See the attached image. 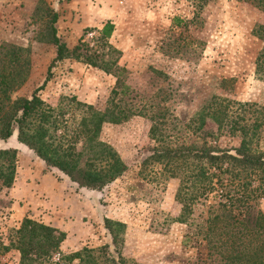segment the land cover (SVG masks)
I'll return each instance as SVG.
<instances>
[{
	"label": "rangeland",
	"instance_id": "374dc122",
	"mask_svg": "<svg viewBox=\"0 0 264 264\" xmlns=\"http://www.w3.org/2000/svg\"><path fill=\"white\" fill-rule=\"evenodd\" d=\"M48 7L58 13L57 35L68 48L89 29L84 40L90 51L127 69L128 100L140 113L103 127L101 140L127 168L101 191L79 188L47 168L15 135L0 142V148L17 150L11 186L0 188V264H19V252L3 246L24 218L64 231L61 251L70 254L111 242L105 217L125 224L123 254L137 264H207L206 250L193 240L185 247L183 239L208 215L214 200L194 207L188 222L193 226L172 221L181 207L175 200L180 175L171 173L173 166L142 161L153 146L199 145L197 116L213 95L255 104L245 117L261 125L248 143L264 150V81L254 72L262 43L252 34L264 14L235 0H0V73L14 79L7 92L11 99L30 96L55 57L56 47L47 39ZM107 20L114 24L107 40L110 53L97 39ZM222 79L231 82L221 87ZM115 83L103 70L68 58L53 68L40 96L52 106L67 105L75 96L104 109ZM210 121L208 128L215 130ZM66 135L70 138L71 131ZM208 140L220 147L241 143L229 134ZM257 203L264 213V196Z\"/></svg>",
	"mask_w": 264,
	"mask_h": 264
},
{
	"label": "trees",
	"instance_id": "16d2710c",
	"mask_svg": "<svg viewBox=\"0 0 264 264\" xmlns=\"http://www.w3.org/2000/svg\"><path fill=\"white\" fill-rule=\"evenodd\" d=\"M235 1L249 3L264 14V0ZM46 16L47 39L56 51L41 85L28 97L11 99L7 92L14 79L0 73V142L6 143L15 135L47 168L57 170L79 188L101 191L127 168L112 146L101 140L103 127L123 123L140 113L128 100L132 91L124 81L128 71L115 59H106L104 53L90 51L84 40L89 29L74 47L68 48L57 35L58 13L48 7ZM113 30L114 24L107 20L97 31V39L101 46L107 47L108 53L114 51L107 42ZM252 34L262 43L254 72L264 81V22L256 23ZM68 58L97 67L116 78L109 104L104 109L81 102L75 96L66 99L67 105L59 106H52L41 98L40 92L52 78L53 68ZM229 81L222 79L219 86ZM253 106L254 103L213 95L197 116V130L202 140L199 145L153 146L142 161L143 164L161 162L173 166L171 173L178 171L180 181L175 200L181 207L172 221L191 227L193 223L188 222L194 207L202 205L209 197L214 200V204L209 205L208 215L183 239L185 247L193 240L196 246L206 250L207 264H264V213L257 203L264 196V150H257L248 143L261 124L257 120L248 123L245 117ZM207 120H211L215 130L208 128ZM157 127L152 126V136ZM68 131L72 133L70 138L66 135ZM223 134L240 137V145L220 147L208 140ZM16 153L14 147L0 148V188L11 186ZM104 228L111 238L110 243L64 254L61 251L66 237L64 231L24 218L3 250H17L19 264H71L73 261L76 264H137L123 254L125 224L105 217ZM56 255L57 261H53Z\"/></svg>",
	"mask_w": 264,
	"mask_h": 264
}]
</instances>
